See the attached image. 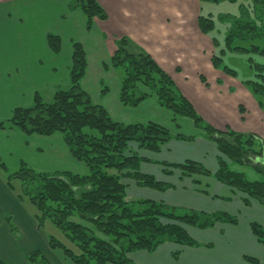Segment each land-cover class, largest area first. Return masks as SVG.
<instances>
[{
    "label": "crops",
    "instance_id": "0c3cea01",
    "mask_svg": "<svg viewBox=\"0 0 264 264\" xmlns=\"http://www.w3.org/2000/svg\"><path fill=\"white\" fill-rule=\"evenodd\" d=\"M63 1L64 10L59 15L69 16L74 33H69L71 29L65 33L62 28L55 31L62 39L61 51L56 53L48 44V33L40 39L43 44L36 46L35 34L28 28L18 27L17 22L23 21V13L41 11L36 5H54L56 2L61 5L59 0H0V120L9 119L17 107L32 106L37 96L51 102L49 100H53L59 89L70 86L72 45L78 41L84 45L88 59L82 86L94 103L105 107L119 122H145L141 119L144 117L162 124L156 115L164 108L156 98L149 97L136 107L125 106L119 98L123 77L115 72L116 68L104 66L109 64L117 49L116 40L128 36L155 58L206 122L223 131L230 128L236 132L254 133L264 142V107L259 105L244 80L215 68L211 56L207 61V48L197 46V41L202 38L197 40L195 37L197 34L207 37L199 28V15L196 33L193 30L191 34V25L183 31L177 29L175 35L170 31L165 35L163 12L157 10L153 1L97 0L108 18H95L88 30L81 10H70L71 0ZM82 32L88 40L78 35ZM64 40L69 41L67 47ZM107 77L115 78L113 89L102 88ZM91 86L95 87L93 93ZM44 91H47L46 95ZM133 113L139 116L134 117ZM168 118L173 122L169 112ZM175 126L179 128L175 135L195 136V139L173 138L159 152L140 151L142 157L150 159L141 162V172L154 175L172 187L160 191L131 185L133 191L130 193L128 183L127 198L163 201L181 209L208 213L226 212L235 215L238 222H219L207 229L190 227L188 232L199 243L197 246L165 242L155 251H134L128 257L136 264H254L246 260V256H250L258 260L256 264H264V243L251 229L253 222L264 227V207L258 201L245 204L242 192L220 182L214 175L182 176L178 170H173L172 174L164 172L161 161L195 160L212 172L219 167L220 153L216 143L208 139L192 119L180 116ZM185 128L188 133L181 131ZM3 153L7 159H15L17 164L25 162L39 170L88 173L87 165L73 157L58 133L26 134L14 128H0L2 159ZM7 214L11 216L6 217ZM35 214V207L20 200L0 172V260L8 264H31L28 255L39 250L51 264H75L61 249L50 247L49 236L39 228ZM177 251L179 255L175 257Z\"/></svg>",
    "mask_w": 264,
    "mask_h": 264
},
{
    "label": "trees",
    "instance_id": "16d2710c",
    "mask_svg": "<svg viewBox=\"0 0 264 264\" xmlns=\"http://www.w3.org/2000/svg\"><path fill=\"white\" fill-rule=\"evenodd\" d=\"M199 1L222 3L237 0ZM69 8L81 10L88 30L95 18H108L97 0H71ZM198 24L206 35L219 32L218 24L225 27L222 42L216 36L211 37L217 49L211 56L215 68L237 77V71L225 63V53L249 54L247 59L254 76L243 83L264 107V64L254 57L264 56V0L240 4L237 14L201 13ZM47 39L54 52L61 51L59 35L49 33ZM116 46L109 64L104 66L123 67L119 98L125 106L136 107L145 99L155 97L158 104L170 110L174 117L192 119L195 126L217 145L220 155L215 172L195 160L182 163L161 161L164 172L172 174L173 170H178L182 176L214 175L220 182L242 192L245 204L256 200L264 207V179L250 180L233 167L252 165L256 172L263 174L264 162L255 161L264 158L263 140L254 133L215 128L197 113L173 78L142 46L128 36L118 38ZM72 47L70 86L59 89L51 102L37 96L32 106L17 107L9 119L0 120V128H14L26 134H61L73 157L88 167V173L80 175L69 171L39 170L21 162L18 169L9 173L0 156V170L7 173V186L20 200L36 208L39 228H43L46 221L51 222L77 246L80 254L54 235L49 236L50 247L61 249L75 264H136L128 257L130 252H152L165 242L199 245L185 225L207 229L219 222L236 224L237 217L226 212L178 210L151 199L127 200L125 178L134 179L139 186L160 191L172 187L170 183L140 171L141 162L150 159L142 157L137 150L159 152L173 138L191 141L195 136L174 135L154 121L123 123L114 120L105 107L92 101L82 86L88 66L84 45L75 41ZM162 219L175 223H164ZM251 229L264 243V227L253 222ZM178 255L179 252H175V257ZM28 260L31 264H51L39 250L31 252ZM246 260L258 263L254 257L246 256ZM0 264L8 263L0 260Z\"/></svg>",
    "mask_w": 264,
    "mask_h": 264
},
{
    "label": "rangeland",
    "instance_id": "374dc122",
    "mask_svg": "<svg viewBox=\"0 0 264 264\" xmlns=\"http://www.w3.org/2000/svg\"><path fill=\"white\" fill-rule=\"evenodd\" d=\"M59 1L61 2V5L58 2H56L54 5L47 4V3H44V5L43 4L41 5V3H40V4L36 5V9L37 10L41 9V11H37V14H35L34 12L33 13L30 12L29 14L23 13V15H21V17L23 18V21L18 20V22H17L18 27L26 28V29L28 28V30H30L31 33L35 34L36 46L43 44L40 41V39L42 38L43 35H45L46 33L55 34V31L57 29L62 28V31L65 33H68V31L71 29V31H69V33L70 34L74 33V30H72V28H71V20H70L69 16L65 14V16L63 15V17H61L59 15V13H61V11L64 10V6H63L64 1L63 0H59ZM152 1H153L152 4L156 7H158L157 10L159 12L160 11L163 12V18H164L163 19L164 20L163 28H164L165 35H167L168 31L172 32L173 35H175V32L177 29L180 31H183L184 29L190 28L191 25L193 27L191 29V34H192L193 30L196 33L197 16L200 15L201 13L207 14L208 12H212L215 15L218 13H222V12L223 13L237 14L239 12V5L240 4H249L250 0H237L236 2L223 1L222 3H212V2L201 3L199 0H151L150 2H152ZM37 7H39V8H37ZM201 7H202V11H201ZM152 10L154 11V9H152ZM83 18L86 20L84 14H83ZM75 19L78 22V20H79L78 17H76ZM65 24L67 25V29L65 28ZM218 26H219V28H218L219 32L216 31L212 35H207L206 38L203 37V35H200V36H198V34L195 35V37H197V40H199L200 38H202V40H203V41L201 40L200 42L197 41V46L200 45L199 47H201V48H207V61H209L210 56H212L214 54V52L217 51V49L213 45L211 37L216 36L221 42L224 39L225 27L221 24H218ZM78 35L80 37L83 36V38L85 40H88L86 38V33L82 32V33H78ZM74 39L77 40L76 38H74ZM64 42H65L64 46L67 47L69 41L64 40ZM210 49H212L213 52L212 51L210 52ZM89 50H91V47L89 48ZM248 55H249L248 53L243 54V53H238V52H226L225 53L224 61L230 67L234 68L237 71V77L236 78H239L242 80H248V79L253 78V76H254L253 70L250 68V66H249L250 63L247 59ZM254 57L256 58V60L258 62L264 64V56L256 55ZM115 72L118 75H120L121 77L124 76L123 67H117ZM115 83L116 82H115L114 77H112V78L107 77V78H105L104 83H102V88L103 89H107V88L113 89L115 87ZM90 91L93 93L95 91V87L91 86ZM43 94L46 95L47 91H44ZM48 98L49 97H46L45 99H48ZM153 98H155V97H153ZM49 101H52V99ZM162 110L163 111H160L156 115V119H159V121L162 123L161 125L167 127L171 131V133L175 135L179 130V128L176 127L175 124L177 123V119H179L180 116L174 117L173 113L166 108H164ZM162 112H167V113H162ZM168 112L173 115V118H174L173 122L169 120ZM133 116L137 117L139 115H135L133 113ZM141 119H143L142 121L148 122V120H147L148 118L142 117ZM181 131H183L184 133L187 132L186 128L181 129ZM133 147H135V144H133ZM140 151L141 150H137V152H139V154H140ZM3 161L6 163L9 173L14 172L16 169L19 168V164H17L15 159H13V158L7 159V156L4 153H3ZM257 162H260V161H257ZM233 167L235 170H237V171L239 170V171L243 172L246 175V177L250 180L264 179V173L262 174V173L256 172L254 170V168L252 167V165H234ZM0 172L3 174V177L5 179V177L7 176V173L4 172L3 170H0ZM125 179H127L128 181H125L124 183L126 185H128V183H129V185H130L129 186V189H130L129 192L131 193L133 191V187H131V185H137V183L132 178H125ZM137 186H139V185H137ZM140 187H143V186H140ZM137 194H140V193H137ZM127 200L128 201H134L130 198L129 199L127 198ZM140 200H142V199H140ZM155 201H157V200H155ZM159 202H163V201H159ZM163 203L168 205V206H171L165 202H163ZM172 207L179 210V207H177V206H172ZM35 210H36V208H35ZM198 211H200V210H198ZM36 213H37V210H36ZM7 216H11V215L7 214L6 217ZM74 220L79 221V219H74ZM162 221L164 223H173L174 222L173 220H170V219H162ZM82 223H84V222H82ZM84 224L93 228V226L88 224V223H84ZM184 227L188 232L189 228L194 227V226L185 225ZM41 229L48 236H50V235L56 236L57 238L62 240L68 247L73 249V251L75 253L80 254L77 246L74 245L73 243H71L68 239H66L64 234L59 229H57L51 222L46 221L43 225V228H41ZM99 235H101V234H99Z\"/></svg>",
    "mask_w": 264,
    "mask_h": 264
}]
</instances>
